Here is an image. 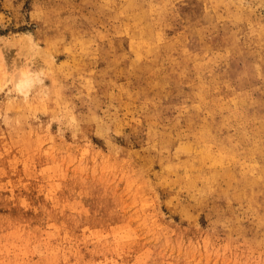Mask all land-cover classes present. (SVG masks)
I'll return each instance as SVG.
<instances>
[{"label": "rangeland", "instance_id": "374dc122", "mask_svg": "<svg viewBox=\"0 0 264 264\" xmlns=\"http://www.w3.org/2000/svg\"><path fill=\"white\" fill-rule=\"evenodd\" d=\"M0 264H264V0H0Z\"/></svg>", "mask_w": 264, "mask_h": 264}, {"label": "bare ground", "instance_id": "6f19581e", "mask_svg": "<svg viewBox=\"0 0 264 264\" xmlns=\"http://www.w3.org/2000/svg\"><path fill=\"white\" fill-rule=\"evenodd\" d=\"M30 82V77H28L25 73H22L21 77L17 81L18 89L25 88Z\"/></svg>", "mask_w": 264, "mask_h": 264}]
</instances>
